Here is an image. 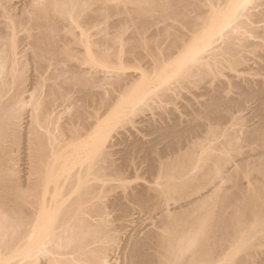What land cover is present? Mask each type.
<instances>
[{"label": "bare ground", "instance_id": "obj_1", "mask_svg": "<svg viewBox=\"0 0 264 264\" xmlns=\"http://www.w3.org/2000/svg\"><path fill=\"white\" fill-rule=\"evenodd\" d=\"M250 1L237 0L227 13L229 0H121L117 4L102 0L94 8L97 0H45L36 8L32 2L28 5L32 8L16 14L8 0H0V25L5 24L4 30L0 28V264H44L45 260V264H108L121 231L109 216L122 198L141 205L153 220L161 217L144 236L129 235L123 243L122 264H254V260L264 264V72L256 80L246 76L253 69L252 55L260 56L258 48L264 50V44L250 39L263 37L264 29L260 31L253 22L263 19L264 12L252 13L258 19L245 22ZM110 13L119 19L114 32L99 29L106 52L112 48L110 54L137 57L146 50L157 67L173 49L190 42L182 25L192 23L193 33L208 28L201 43L191 39V48L165 76L166 87L159 92L168 93L189 70L195 71L197 80L209 77L219 85L208 87V102L202 109L192 108V119L185 127L170 126L155 141L121 136L114 138L116 142L111 139L112 144L101 140L98 150L97 145L92 148L80 141L85 133L80 129L73 127L75 131L62 136L49 128L58 105L83 102L75 116L85 119L90 86L98 82L82 77L76 88L69 84V74L84 75L88 69L80 66L95 63L94 56L101 50L96 52V44L92 46L89 31ZM80 26L86 29L84 34L77 33ZM152 26L157 29L148 35ZM19 29L28 32L27 44L33 46L32 57L28 54L36 73L32 89L26 86L28 61L18 56L25 39L17 36ZM78 45L87 49H76ZM73 59L77 65L70 66ZM109 62L103 64L105 75L112 72ZM115 77L120 81L123 74ZM46 79H51L50 85ZM44 83L47 89L41 95L45 92L46 98L42 99L37 91ZM31 99L37 110L32 118L38 109L39 114L27 138L40 177L25 191L8 153L22 140V110ZM249 101L257 103L261 116L252 127L240 115ZM158 142L163 146L155 164ZM244 145L254 146L256 159L237 158ZM59 151L62 156L53 158ZM142 155L158 174L157 187L126 192L124 186L125 193L105 204V192L122 183L126 170L135 169ZM184 197L190 199L171 207V199L178 202ZM123 210L129 213L126 206ZM257 243L260 249L255 248Z\"/></svg>", "mask_w": 264, "mask_h": 264}, {"label": "rangeland", "instance_id": "obj_2", "mask_svg": "<svg viewBox=\"0 0 264 264\" xmlns=\"http://www.w3.org/2000/svg\"><path fill=\"white\" fill-rule=\"evenodd\" d=\"M40 1V0H35ZM45 1V0H44ZM37 2L35 3L34 0H8L9 5L11 6L12 11L18 14L19 12L23 11V9L27 8V6L31 3V6L33 8H36L39 3L43 4L44 2ZM110 4H117L121 0H107ZM230 6L227 9V13L232 11L234 9V5L237 0H229ZM33 2V3H32ZM102 3V0H97V2L94 4V7L100 6ZM258 4V5H257ZM45 5V4H44ZM43 5V6H44ZM31 6H28L29 8H32ZM41 6V5H39ZM28 8V9H29ZM249 10L248 17H244L245 22H252L251 20H257L255 16H251L252 13L257 12H264V1L263 0H251L247 3L245 11ZM2 20V18H0ZM119 19V15L115 13H110L108 15H104L97 23L96 27L94 26L89 32L90 37L89 41L94 42L92 45L95 46V50L100 55L94 56L96 57L95 66L92 64H83L80 66V69H88L84 75L82 74H69L71 75V78L69 79V84L72 86L79 87V83L81 81L82 77H86L91 82H98L93 83L92 86H90L91 89V96L88 98L87 104L85 105V119H78L76 118V114L78 112V108H82L81 101L77 104L67 106L65 105H58L55 110L52 112L53 117L55 118L54 122L50 124L49 130L52 131V133H55L56 135H62L63 134H70L74 129L73 127L80 129V131H83L84 135L80 138V141L82 143H87L92 148L93 145L98 146V150L101 149V140H107V144H112L111 139L115 141V139L118 136H121L122 138L129 137V138H135L142 141H155L160 138L161 132L175 124H177L178 127L183 128L185 127L188 122L192 119V108L202 109L203 104L207 103L210 94L207 93L208 87L215 86L218 81H212L209 77L207 79L197 80V78L194 75L195 71H189L186 73L188 76L183 77L179 83V80L173 85L171 90L168 91V93H160L159 90H162L166 87L164 85V78L168 73L172 72L177 68V66L181 63L184 54L189 51L191 46V39L194 38V42L201 43L204 38L206 37L209 29L206 28V31H200L193 33L191 32L195 27L192 23L185 24L181 26V30L187 34V36H190L188 45L181 46L179 48L173 49L166 57L165 62L160 66L157 67L156 63L154 62L155 57L150 52L147 53V51L143 50V54L137 57L130 56L129 54L123 55V57L120 55H117V53L113 52L114 54H110L112 52V48L109 50L110 52H106V46L105 53L102 51L104 50L103 46L100 45L106 42L105 40L102 41L100 39L101 34L99 33V29L103 27H107L109 31L114 32L115 27L117 25V20ZM5 26V24H3ZM253 25L260 29V31L264 29V17L263 19H258V22H253ZM2 24L0 25L1 30H4ZM259 26V27H258ZM210 28V27H209ZM263 28V29H262ZM156 26H152L148 31V35H152L156 31ZM0 30V31H1ZM85 28L82 26L77 27L76 31L79 34H84ZM212 29H210L211 31ZM20 32L17 33V36H19L20 39H27V35L25 33H28L24 29H19ZM213 31V30H212ZM6 32V30L4 31ZM25 34V35H24ZM130 34V30L125 31L124 35L126 38H128ZM1 35V34H0ZM24 36V37H23ZM23 40V43H20L21 47V54L18 56H21L22 59L25 61H28L27 69H25V75L26 77V86L27 88L32 89V84L34 83L33 80H35V69L33 66V62L29 61L30 59L29 55L32 54L33 49H31L32 44H27L30 37H28L27 40ZM250 39L256 42H260L259 44H264V33L263 37H254L252 36ZM258 40V41H257ZM26 41V42H24ZM103 42V43H102ZM128 41L126 42L124 49H128ZM9 45V47H8ZM5 48H10V44H8ZM167 42L165 41L162 46H166ZM90 46V48L92 47ZM99 46V47H98ZM98 47V48H97ZM102 47V48H101ZM101 48V49H100ZM76 49H87L86 47L82 45H78V48ZM99 49V50H98ZM260 50V51H259ZM259 55H252L253 59L250 61V65L253 67L251 72L246 73V76L249 80H256L262 77L260 74L261 72H264V50L262 48H258ZM29 54V55H28ZM102 54V55H101ZM110 56L106 57L107 55ZM25 55V56H24ZM28 55V56H27ZM106 55V56H105ZM31 56V55H30ZM105 56V57H104ZM24 57V58H23ZM29 59H26V58ZM32 57V56H31ZM102 57L108 58L110 60L105 62V60L101 59ZM21 59V60H22ZM102 61H101V60ZM23 60V61H24ZM26 61V62H27ZM33 61V60H32ZM30 62V63H29ZM109 64L112 67V72H108V74L105 75L107 72H103L105 70V67H103V64ZM70 66L77 65L76 59H73L72 61L68 62ZM26 65V64H25ZM156 65V66H155ZM241 67V66H240ZM29 69V70H28ZM76 67L72 70H74ZM58 72V70H55L54 72ZM230 71V70H228ZM231 72V71H230ZM50 74V72H48ZM48 73H46L48 75ZM193 73V74H192ZM233 75L236 73L231 72ZM29 74V75H28ZM122 75L123 79H118L115 77V75ZM192 74V75H190ZM248 74V75H247ZM47 75H45L47 77ZM105 75V76H104ZM245 75V74H244ZM45 77V78H46ZM49 77V75H48ZM122 77V76H121ZM98 78V79H97ZM105 78V79H104ZM223 78V77H222ZM37 79V78H36ZM104 79V80H103ZM210 79V80H209ZM224 79V78H223ZM46 79L47 82H44L46 84H51V79ZM100 80V81H98ZM53 81V79H52ZM33 82V83H32ZM150 82V84H149ZM44 83V84H45ZM43 87L40 91L37 92L40 96H43L42 99H45L44 89L46 87ZM213 84V85H212ZM219 85V82L217 83ZM59 87V86H58ZM157 92V93H156ZM93 93V94H92ZM31 91L26 93V99L29 101L31 98ZM46 96V95H45ZM231 96L235 98H240L237 93H231ZM6 98V96H5ZM31 103H26L25 108L22 110L23 115L21 118V136L22 140L20 144H17L14 146L13 151L9 152V159H10V165L15 168V171L19 177L20 184L23 187V189L26 191L29 187L30 182L36 181L40 177L39 172L35 169H37V166H35V159H34V153L32 150H30L29 147V137L28 134L29 131H31V125L32 121L34 122V119L37 118L38 112H36L37 115H35L34 118H32L34 115L32 112H35L37 110H34V100L31 99ZM81 103V105H79ZM77 105V106H76ZM79 105V106H78ZM81 107V108H80ZM257 103L254 101L247 102V106L245 109L241 112L240 115H242L245 123H247L248 126H254L260 122L261 116L256 112ZM83 109V108H82ZM76 118V119H75ZM75 121V122H73ZM75 123V124H72ZM34 125V124H33ZM71 125H76L71 126ZM72 128V130L70 129ZM69 129L71 131H69ZM46 130V129H45ZM74 130V131H75ZM62 133V134H61ZM112 136V137H111ZM115 136V137H113ZM107 137V138H106ZM30 138V137H29ZM115 138V139H114ZM119 139V137H118ZM116 139V140H118ZM105 140V141H106ZM98 141L101 142V144L98 143ZM113 142V141H112ZM237 141H234V144H236ZM98 143V144H96ZM8 146L11 145V143L7 144ZM100 145V146H99ZM163 146V142H158L157 144V153L155 154L156 162L155 164H158V153L160 149ZM253 145H244L242 148L241 153L238 154L237 158H242L246 155V157H249L250 160L256 159L255 151H253ZM256 148V146H255ZM62 156V151L57 152L53 156V158H59ZM256 157V158H255ZM137 161V167L129 168L126 170V179L120 183L119 185L115 186L111 191H109L106 195L105 192V198L104 203H109L112 200H114L118 195L125 193L124 192V186L127 189L126 192H128L130 189L132 191L137 192L143 188L147 189L148 187H157L159 178L156 170L152 169V163L150 160L145 158L143 155L141 157H138L136 159ZM35 167V168H34ZM123 184V185H122ZM121 186V187H120ZM131 191V192H132ZM161 197L165 199L162 195ZM159 199V198H158ZM190 198H181L176 202V200L171 199V207L175 208L180 203H186ZM106 201V202H105ZM129 208V213L124 214V207ZM157 215V214H154ZM110 219H112L113 226H120V230L118 233L119 236V242L116 247H114L113 251H111L110 255V262L108 264H122L123 259V251L122 248L126 243V240L131 237L129 235H136L140 234V236H144V234L149 231L151 228L154 229V225L157 222L158 219H161L160 215L156 216V219L151 218L148 214H146V211L144 208L134 202L129 201L127 198H122L121 202L114 210L112 211L111 215L109 216ZM158 217V218H157ZM159 221V220H158ZM122 226V227H121ZM122 228V229H121ZM145 232V233H144ZM143 234V235H142ZM133 235V236H134ZM121 238V240H120ZM127 240V241H128ZM259 241V240H257ZM122 243V244H121ZM120 246V247H119ZM260 249V245L257 243L255 248ZM120 248V249H119ZM261 250L264 252V246L261 247ZM122 251V252H120ZM122 253V254H121ZM119 255V256H118ZM112 257V258H111ZM121 259H120V258ZM44 259V257H43ZM43 259H40L41 261ZM259 259V258H257ZM112 260V261H111ZM119 260V261H118ZM121 260V261H120ZM40 261V262H41ZM46 261V260H45ZM41 263H46V262ZM256 264V260L253 262Z\"/></svg>", "mask_w": 264, "mask_h": 264}]
</instances>
